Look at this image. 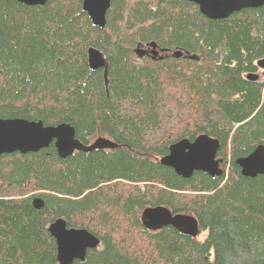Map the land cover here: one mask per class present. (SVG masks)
I'll list each match as a JSON object with an SVG mask.
<instances>
[{
    "label": "trees",
    "instance_id": "obj_1",
    "mask_svg": "<svg viewBox=\"0 0 264 264\" xmlns=\"http://www.w3.org/2000/svg\"><path fill=\"white\" fill-rule=\"evenodd\" d=\"M149 2L112 0L100 28L81 0H0V119L68 123L85 145L117 144L65 159L53 143L0 155V264H57L47 231L57 218L99 240L72 264H264V176L235 163L264 145V3L213 21L188 0ZM150 39L197 60L139 61L131 47ZM89 47L106 57V88ZM200 134L219 141V177L160 162ZM157 205L194 216L204 238L145 229L140 211Z\"/></svg>",
    "mask_w": 264,
    "mask_h": 264
},
{
    "label": "water",
    "instance_id": "obj_2",
    "mask_svg": "<svg viewBox=\"0 0 264 264\" xmlns=\"http://www.w3.org/2000/svg\"><path fill=\"white\" fill-rule=\"evenodd\" d=\"M24 5H42L48 0H16ZM112 0H81V10L87 15L93 26L103 28L106 24V13ZM197 5L198 11L207 19L217 21L228 18L231 14L245 8H257L264 0H188ZM155 46L154 42L149 43ZM136 55L141 58L144 50L137 46ZM156 55V52H152ZM182 51L173 53V57H182ZM197 60L195 54L183 56ZM162 59V57H159ZM86 60L91 70L103 69L104 86L107 85V63L103 54L94 47L86 51ZM258 69L264 71V57L255 62ZM246 79L255 81L258 75L248 73ZM53 143L59 158L65 159L74 151L90 152L96 149H115L117 144L107 138L98 137L90 144H83L75 137V129L68 123L44 125L42 121H29L21 118L0 119V155L5 153L36 152ZM219 141L206 134L197 135L193 140L180 139L168 147V154L160 162L173 169L178 176L187 178L194 171H200L211 177L222 174V159L216 157ZM240 173L246 177L264 176V145L257 144L246 156L235 160ZM31 204L39 209L43 200L33 197ZM142 226L150 231H157L171 226L177 232L190 237H197L199 224L189 214L172 213L163 205L145 207L140 214ZM47 231L56 245L57 264H72L74 260L83 261L87 249L96 248L99 240L84 228H71L63 218L51 222Z\"/></svg>",
    "mask_w": 264,
    "mask_h": 264
},
{
    "label": "flooded vegetation",
    "instance_id": "obj_3",
    "mask_svg": "<svg viewBox=\"0 0 264 264\" xmlns=\"http://www.w3.org/2000/svg\"><path fill=\"white\" fill-rule=\"evenodd\" d=\"M158 2H159V0H157L154 4L157 5ZM196 8H197V5H196ZM106 18H107V14H106ZM150 42H154L155 46H150L149 45ZM137 46L141 47V49L144 50V52H145L141 58H139L138 55H136V53H135V49ZM131 51L134 54V56H136V58L140 61H142V60L145 61L146 59L152 60V61L162 60L159 57H162L163 59L175 58V57H173V53L176 51H182L183 54H182V57H180V58H184L183 56H185L187 53L188 54L190 53L188 50H186L185 48H183L177 44H164V43L158 42L157 40H154V39H150L147 41L137 40L134 43V45L131 47ZM100 52L103 54V57L106 60L104 53L102 51H100ZM152 52H156V55H153ZM106 63H107V60H106Z\"/></svg>",
    "mask_w": 264,
    "mask_h": 264
},
{
    "label": "rangeland",
    "instance_id": "obj_4",
    "mask_svg": "<svg viewBox=\"0 0 264 264\" xmlns=\"http://www.w3.org/2000/svg\"><path fill=\"white\" fill-rule=\"evenodd\" d=\"M127 1H129V3H132V2H134V0H126V2ZM150 2V6L151 7H156V5L154 4L157 0H149ZM137 41V40H136ZM135 41V42H136ZM134 45V44H133ZM140 61V60H139ZM258 75H259V77L261 78V70L260 69H258V71L256 72ZM228 163H229V160L228 159H226L225 161H224V165L225 166H227L228 165ZM226 169V168H225ZM140 212H142V210L140 211ZM204 236H205V232H203V233H200L199 235H197V238L198 239H200V240H202L203 238H204Z\"/></svg>",
    "mask_w": 264,
    "mask_h": 264
},
{
    "label": "bare ground",
    "instance_id": "obj_5",
    "mask_svg": "<svg viewBox=\"0 0 264 264\" xmlns=\"http://www.w3.org/2000/svg\"><path fill=\"white\" fill-rule=\"evenodd\" d=\"M163 59V58H162Z\"/></svg>",
    "mask_w": 264,
    "mask_h": 264
}]
</instances>
